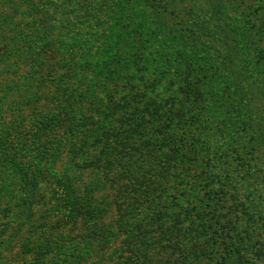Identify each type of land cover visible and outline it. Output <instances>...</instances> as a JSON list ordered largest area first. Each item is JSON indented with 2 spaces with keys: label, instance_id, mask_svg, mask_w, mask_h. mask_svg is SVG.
<instances>
[{
  "label": "trees",
  "instance_id": "1",
  "mask_svg": "<svg viewBox=\"0 0 264 264\" xmlns=\"http://www.w3.org/2000/svg\"><path fill=\"white\" fill-rule=\"evenodd\" d=\"M9 1L0 4L10 7ZM128 1L135 10L150 12L143 22L155 13L160 24L170 17L167 1ZM203 4L199 26L168 30V23L160 25L165 31L150 51L133 32L128 44L142 50L136 48L123 69L97 76L105 89L116 84L108 93L113 104L103 105L93 91V103H86L93 107L90 121L68 127V137L80 136V144L70 143L60 172L53 174L58 155L39 149L48 161L38 153V166L50 168L69 195L76 187L69 172L81 176L79 170L89 169L93 174L88 183L79 177L81 194L71 198L79 210L83 204L90 208L93 225L89 253L80 254L81 259L94 256L95 264H252L251 238L258 229L264 233V217L249 210L264 203V196L255 200L264 191V0L248 7L244 0ZM126 51L127 45L114 47L120 56ZM66 121L56 116L50 129L59 130ZM32 171L35 191L42 177ZM108 176L122 185L107 186ZM109 188L114 190L105 202L100 194ZM33 192L22 203L27 214L18 232L30 219ZM105 206L116 207L114 222L107 225ZM247 247L248 253L243 251ZM68 254L70 264H78V254Z\"/></svg>",
  "mask_w": 264,
  "mask_h": 264
},
{
  "label": "rangeland",
  "instance_id": "2",
  "mask_svg": "<svg viewBox=\"0 0 264 264\" xmlns=\"http://www.w3.org/2000/svg\"><path fill=\"white\" fill-rule=\"evenodd\" d=\"M166 1V11L171 13L162 24L168 23V30L184 28L185 24L192 29L199 26L206 9L203 0H145L159 4ZM244 2L248 7L253 0ZM9 3L6 8L0 4V14L5 18L0 20V264H70L68 252L78 254V264H95L94 256L87 257L88 236L93 227L88 216L90 208L83 204L79 210L77 203L71 204V198L78 199L81 194L82 181L88 183L93 174L89 169L79 170L82 177L77 171L69 172L76 183L71 195L55 183L53 174L63 167L70 143L80 144L79 134L75 139L68 137V127L75 123L79 128L78 121L83 126L90 121L93 107L86 103H93V91L96 89V97L103 105L113 104L108 93L115 91L116 84L105 89L97 78L100 72H114L131 64L132 52L142 50L138 45L133 48L128 44L133 32L143 40L142 47L150 51L165 30H161L156 13L143 22L141 19L150 12L135 10L128 0H10ZM9 12L11 17H7ZM118 45L128 47L123 56L114 53ZM56 116L66 117L68 125L63 124L61 130L50 129ZM75 147L73 144L72 149ZM41 148L58 155L53 174L50 168L42 166L45 168L42 170L38 166V153L45 163L48 161L39 152ZM88 153L91 157L92 152ZM33 169L42 177L35 191L30 178ZM79 177L81 183L77 182ZM107 180V186L111 182L116 189L122 185L112 176ZM111 189L114 190L109 188L107 194H100V199L105 196L103 200L110 201ZM32 192L36 202L30 219L18 232L27 214L22 203L31 199ZM261 195L255 200L262 199L264 191ZM70 206L74 212H69ZM105 207L103 221L107 225L111 219L114 222L116 207ZM255 207L248 209L258 211L259 218L264 217V203ZM258 231L250 242L252 264H264V233ZM248 249L243 251L248 253ZM107 250L103 253L107 254ZM83 253L87 255L81 259Z\"/></svg>",
  "mask_w": 264,
  "mask_h": 264
}]
</instances>
